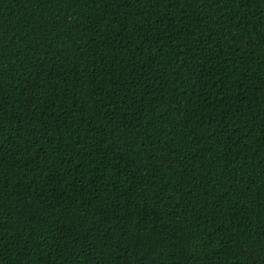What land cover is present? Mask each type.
Here are the masks:
<instances>
[{
	"label": "trees",
	"instance_id": "obj_1",
	"mask_svg": "<svg viewBox=\"0 0 264 264\" xmlns=\"http://www.w3.org/2000/svg\"><path fill=\"white\" fill-rule=\"evenodd\" d=\"M0 264H264V0H0Z\"/></svg>",
	"mask_w": 264,
	"mask_h": 264
}]
</instances>
